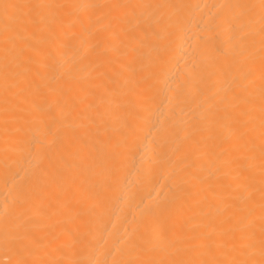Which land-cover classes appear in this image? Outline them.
Instances as JSON below:
<instances>
[{"label":"bare ground","instance_id":"6f19581e","mask_svg":"<svg viewBox=\"0 0 264 264\" xmlns=\"http://www.w3.org/2000/svg\"><path fill=\"white\" fill-rule=\"evenodd\" d=\"M0 264H264V0H0Z\"/></svg>","mask_w":264,"mask_h":264}]
</instances>
